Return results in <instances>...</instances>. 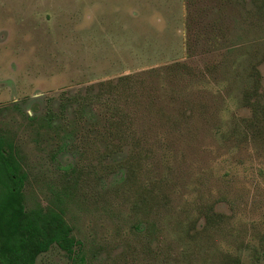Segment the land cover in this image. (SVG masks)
<instances>
[{
	"label": "rangeland",
	"instance_id": "rangeland-1",
	"mask_svg": "<svg viewBox=\"0 0 264 264\" xmlns=\"http://www.w3.org/2000/svg\"><path fill=\"white\" fill-rule=\"evenodd\" d=\"M237 1L0 0V133L28 172L26 206L60 194L86 264H264V138L224 139L210 118L192 135L108 138V155L97 138L107 105L79 109L90 86L175 60L209 74L215 92L221 64L245 58L247 42L264 85V29L243 14L250 0ZM230 107L239 122L253 115ZM134 155L145 157L140 185L168 196L146 219L122 187ZM209 209L221 217L204 228ZM38 264L80 259L54 246Z\"/></svg>",
	"mask_w": 264,
	"mask_h": 264
},
{
	"label": "trees",
	"instance_id": "trees-1",
	"mask_svg": "<svg viewBox=\"0 0 264 264\" xmlns=\"http://www.w3.org/2000/svg\"><path fill=\"white\" fill-rule=\"evenodd\" d=\"M249 3L248 7L242 3L243 14L248 22L258 27L253 31L263 30L264 0H250ZM252 43L244 44L245 58L232 61L230 66L227 61L221 64V75L217 79L220 86L215 92L209 74L192 69L185 61L175 60L100 81L97 93L90 86L79 109L89 104V100L107 105L110 112L105 114L106 126L97 138H104L107 142L108 155L111 149L108 138H168L167 135L184 136L187 132L192 135V126L198 128L199 120L208 121L210 118L216 120V132L224 139L237 143L241 138H264V85L259 63L255 62V50L249 48L254 46ZM239 46L241 44L233 47L234 51L239 52ZM216 69L210 66L206 71L211 74ZM198 83L204 85L202 90L199 89L204 100L193 102L191 94L195 92L191 87ZM220 98L222 102L218 104ZM209 102L214 103L209 107ZM230 105L249 107L253 115L239 122ZM145 118L149 124L147 128L139 124V120ZM201 125L204 128V124ZM149 152L152 155L154 150L149 149ZM144 158L134 155L126 161L122 187L133 201L135 215H143L146 219L145 216L153 214L161 198L166 201L168 196L161 197L153 182H150L151 186L140 185L138 174ZM28 177L14 141L7 134L0 133V264H38L39 257L54 246L74 261L80 259V264H86L80 249L76 250L81 241L65 219V199L58 194L57 203L49 202L46 206L38 203L28 208L24 193ZM67 195L68 192L64 197ZM211 209L203 212L204 228L213 226V222L221 217ZM147 221L150 231L151 221L149 218ZM238 263L239 259L235 264Z\"/></svg>",
	"mask_w": 264,
	"mask_h": 264
}]
</instances>
